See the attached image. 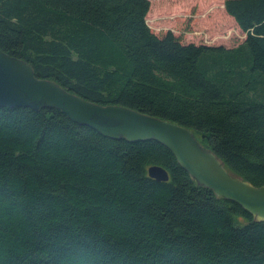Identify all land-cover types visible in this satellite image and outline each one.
<instances>
[{"label": "trees", "instance_id": "16d2710c", "mask_svg": "<svg viewBox=\"0 0 264 264\" xmlns=\"http://www.w3.org/2000/svg\"><path fill=\"white\" fill-rule=\"evenodd\" d=\"M148 0H0V51L100 106L191 131L264 186V0H224L235 47L183 44ZM158 166L167 181L146 170ZM0 264H264V221L152 142L110 140L55 110L0 108Z\"/></svg>", "mask_w": 264, "mask_h": 264}, {"label": "water", "instance_id": "95a60500", "mask_svg": "<svg viewBox=\"0 0 264 264\" xmlns=\"http://www.w3.org/2000/svg\"><path fill=\"white\" fill-rule=\"evenodd\" d=\"M0 108L55 110L70 123L103 138L155 142L172 155L197 186L239 206L254 221H264V186L252 187L230 175L215 155L199 145L191 131L124 107L87 102L53 81L34 77L29 65L1 51ZM146 173L156 183L167 181L166 172L158 166L148 167Z\"/></svg>", "mask_w": 264, "mask_h": 264}, {"label": "rangeland", "instance_id": "374dc122", "mask_svg": "<svg viewBox=\"0 0 264 264\" xmlns=\"http://www.w3.org/2000/svg\"><path fill=\"white\" fill-rule=\"evenodd\" d=\"M224 0H148V28L160 34L167 30L183 44L232 48L244 35L223 10Z\"/></svg>", "mask_w": 264, "mask_h": 264}, {"label": "crops", "instance_id": "0c3cea01", "mask_svg": "<svg viewBox=\"0 0 264 264\" xmlns=\"http://www.w3.org/2000/svg\"><path fill=\"white\" fill-rule=\"evenodd\" d=\"M148 12H149V9H148ZM148 12H147V14H148ZM147 14H146V16H147ZM146 16H145V20H146ZM145 22H146V21H145ZM234 24H235V23H234ZM236 27H237V26H236ZM239 31H240V30H239ZM240 32H241V31H240ZM241 33H242V32H241ZM242 34H243V33H242ZM243 35H244V34H243ZM244 36H245V35H244ZM243 39H244V37H243ZM242 41H243V40H242ZM242 41H241V42H242ZM241 42H240V43H241ZM240 43H239V44H240ZM236 46H237V45H236Z\"/></svg>", "mask_w": 264, "mask_h": 264}, {"label": "bare ground", "instance_id": "6f19581e", "mask_svg": "<svg viewBox=\"0 0 264 264\" xmlns=\"http://www.w3.org/2000/svg\"><path fill=\"white\" fill-rule=\"evenodd\" d=\"M9 109V108H8ZM120 141V140H119Z\"/></svg>", "mask_w": 264, "mask_h": 264}]
</instances>
